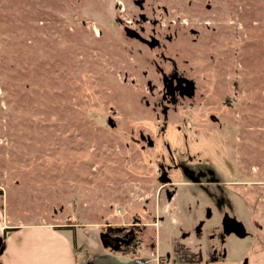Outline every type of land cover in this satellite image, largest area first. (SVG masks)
<instances>
[{
	"label": "rangeland",
	"instance_id": "374dc122",
	"mask_svg": "<svg viewBox=\"0 0 264 264\" xmlns=\"http://www.w3.org/2000/svg\"><path fill=\"white\" fill-rule=\"evenodd\" d=\"M144 5L164 55L195 81L194 94L172 105L146 87L161 86L155 50H122L114 18L136 15L130 0H0V227L70 225L62 230L80 261L104 247L100 232L122 227L139 241L128 255L146 264H264V0ZM139 132L157 145L142 150ZM164 140L173 151L187 140L167 173L169 201L156 167L168 156ZM195 159L225 180V212L256 247L207 238L220 225L194 205L190 188L200 186L182 167Z\"/></svg>",
	"mask_w": 264,
	"mask_h": 264
},
{
	"label": "flooded vegetation",
	"instance_id": "af4514ba",
	"mask_svg": "<svg viewBox=\"0 0 264 264\" xmlns=\"http://www.w3.org/2000/svg\"><path fill=\"white\" fill-rule=\"evenodd\" d=\"M130 3L137 8L136 15L133 14L130 16L129 19H125L122 17H115L114 22L117 24V28L122 31V33L125 36L126 44H124L122 50H126L129 52H132L133 49H135L137 52H141L142 50H155V58L150 60V64L153 67L154 73L158 74L161 81V86H156L154 83H150V81L146 82V87L148 89V92L153 94L156 90V87H158L159 93L161 94V98L164 101H170L169 103L175 104L178 103L179 99H182L184 97H190L194 94L195 91V81L194 79L189 78L185 71L180 70L178 68V65H176V61L172 60L171 58H168L164 55L163 51L165 49V44L162 43L161 39L157 36L153 35L148 31V25L151 23L152 26L157 25L156 19H150L147 15L146 6L144 5L145 0H130ZM208 5V4H207ZM206 5V7H207ZM114 7L117 10H123L124 5L122 1H116L114 3ZM209 8V6L207 7ZM132 42V43H129ZM135 45V46H134ZM130 46V47H129ZM135 47V48H134ZM164 62H167V65L164 64ZM143 75L148 74L147 69L142 70ZM129 73L125 71L123 73L124 80L129 76ZM190 89V90H189ZM163 102L158 101L154 104H157L159 107ZM166 103V102H165ZM167 104V103H166ZM163 109V114H165V108ZM213 118V117H211ZM145 135V134H144ZM139 132V141L141 142L140 147L143 150L145 147L152 148L155 144L157 145V142L155 143L152 139V145L148 144V139L144 137ZM147 137V134L145 135ZM151 138V137H150ZM175 144V145H174ZM185 146L187 148V140H175L173 143V148L170 147V144L167 143L165 140L162 142L163 148H165L167 153V158L164 155H161L160 160L157 162V173H158V180L160 181V189H162L166 199L169 201L171 200L175 194H176V187H172L169 189V187H166L170 184H172L169 181V177L167 175L168 171L170 169L175 170L178 168V163L175 160V154L178 158L181 159L179 156V151L177 150L180 146ZM191 152H194V155H196L199 150L192 149ZM197 156V155H196ZM195 157V156H194ZM191 158V157H190ZM166 160L168 161L166 163ZM195 168H190L191 165L185 166L183 165V170H187L190 173H193L195 176V180L189 182L192 186H200L199 189H191L190 191L192 193L191 196H193L194 205H204V217L207 219H210L211 217L215 216V219L219 222L220 225V231L217 229L216 231H209L206 232L205 235L208 239H218V243L223 241V237L225 238H232L233 243L237 242L236 246L240 249H244L246 244H248L247 247H256L255 245H252L253 242V236L251 235L250 231H247L244 229L241 224L236 221L233 217H230L227 212H225V180L221 179L217 174V170L212 166H207L206 164L202 162H198L197 159H195ZM182 161V159H181ZM192 161V160H191ZM205 178V179H202ZM208 185H215L216 190L215 192H209L207 187ZM207 193L210 197L207 198V196H204V194ZM199 196V197H198ZM203 196L205 198H203ZM213 196V197H212ZM202 201H205V203H200ZM210 202H213L216 204L215 212L213 211L212 206L208 205ZM205 219H198L197 226L194 227L193 234L197 238L198 236L201 237V234L203 236L204 230L202 229L201 225ZM59 226V225H57ZM18 226H5L3 227L1 233H0V255L3 254L4 250L7 247V241L6 237L8 233H11L14 230H17ZM218 232V233H217ZM189 235V234H188ZM187 233L181 232L180 234V240H184L187 238ZM204 235V236H205ZM132 236L131 242L137 241L135 238V231L132 229H125L122 227H114L106 229L105 237L107 241H110L111 248L117 247L119 249L124 248V238ZM15 241L19 242L20 238L19 236L15 239ZM195 241V240H194ZM239 241V242H238ZM130 242V243H131ZM193 242V240H192ZM191 242V243H192ZM196 242V241H195ZM242 242V244H241ZM253 242V243H252ZM129 243V245H130ZM128 246V245H127ZM225 247H227L225 245ZM230 247V246H229ZM217 248L211 246V249L209 250L211 254L216 253ZM197 263V262H196ZM198 264V263H197ZM203 264H208L207 262ZM241 264H248L247 256L242 257Z\"/></svg>",
	"mask_w": 264,
	"mask_h": 264
},
{
	"label": "crops",
	"instance_id": "0c3cea01",
	"mask_svg": "<svg viewBox=\"0 0 264 264\" xmlns=\"http://www.w3.org/2000/svg\"><path fill=\"white\" fill-rule=\"evenodd\" d=\"M6 225L0 227V233ZM37 222L7 234V247L0 264H146L138 257L101 247L94 256L79 260L64 230ZM61 231V232H60ZM19 236L20 241L15 239ZM128 255V256H127Z\"/></svg>",
	"mask_w": 264,
	"mask_h": 264
},
{
	"label": "water",
	"instance_id": "95a60500",
	"mask_svg": "<svg viewBox=\"0 0 264 264\" xmlns=\"http://www.w3.org/2000/svg\"><path fill=\"white\" fill-rule=\"evenodd\" d=\"M209 5H207V7H208ZM190 90V89H189ZM108 124L110 125V126H114V122H113V120L111 119V117H108ZM142 135H144L142 132H140ZM144 137L145 138H147L148 139V144L149 145H152L153 143H152V140H151V138H150V136L149 135H147V137L144 135ZM99 240H100V242H101V244L104 246V247H112L111 246V243H110V241H107L106 240V237H105V232H100L99 233ZM122 240H124V246H127V245H129V243L131 242V240H132V236H129V237H126V238H124V239H122ZM118 248L117 247H113V250H117Z\"/></svg>",
	"mask_w": 264,
	"mask_h": 264
},
{
	"label": "trees",
	"instance_id": "16d2710c",
	"mask_svg": "<svg viewBox=\"0 0 264 264\" xmlns=\"http://www.w3.org/2000/svg\"><path fill=\"white\" fill-rule=\"evenodd\" d=\"M0 193H1V191H0ZM65 228H72V227H71L70 225H65V226H54V229H57V230H62V229H65ZM138 242H139V241L131 242L130 245L125 246L124 248L119 249V250H113L111 247H109V248H110V250H112V251H117V252H120V253H122V254H134L135 251H136L137 248H138V245H139ZM73 245H74V243H73Z\"/></svg>",
	"mask_w": 264,
	"mask_h": 264
}]
</instances>
